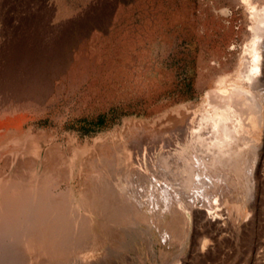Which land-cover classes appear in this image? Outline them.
Returning <instances> with one entry per match:
<instances>
[{"label": "rangeland", "instance_id": "rangeland-1", "mask_svg": "<svg viewBox=\"0 0 264 264\" xmlns=\"http://www.w3.org/2000/svg\"><path fill=\"white\" fill-rule=\"evenodd\" d=\"M253 26L242 0H0V172L12 183L21 174L22 195L32 196V183L46 180L48 190L38 192H46L52 210L84 219L89 213L69 194L89 192L81 170L86 161L116 163L126 145L132 148L125 157L138 153L140 171L147 164L163 184L151 163L170 154L214 186L187 189L182 203L177 187L165 183L162 193L145 187L146 222L100 264H264V29ZM253 65V79L239 80ZM234 83L251 94L261 121L252 129L248 108L239 106L247 133L227 148L241 151L212 164L199 159L189 134L206 110L222 104L215 90ZM103 114L107 120L96 123ZM208 127L205 140L214 136ZM165 195L184 220L180 236L152 220ZM22 219L30 239L43 235L34 219ZM25 250L9 263H22Z\"/></svg>", "mask_w": 264, "mask_h": 264}, {"label": "bare ground", "instance_id": "bare-ground-1", "mask_svg": "<svg viewBox=\"0 0 264 264\" xmlns=\"http://www.w3.org/2000/svg\"><path fill=\"white\" fill-rule=\"evenodd\" d=\"M242 2L246 5L247 9L250 11L254 19L253 28H255V31L258 32L262 30V28L264 29V6L257 7L254 4L253 0H242ZM255 36H258V34H256ZM258 38L260 37H257L256 39ZM251 54L253 56L252 57L253 62L257 60V56H260L257 47L251 52ZM248 68H250V66H248ZM255 68L257 67L253 65L250 70L247 71L246 69L245 70L246 72L241 71L239 80L244 79L245 81H251L253 79L252 70ZM248 93L249 92L244 91L243 86L241 84H237V83H234L230 88L219 87L217 91L215 90L214 93L215 97L214 96L213 97L216 98L217 101L225 100V102L223 103L222 101V104H220V102L217 103L215 110H211V111L206 110V112H204V114L201 116L200 122H198L199 124L197 125L195 124L196 125L195 128L191 129V133L189 132L190 133L189 136L191 138V147L194 150V152L199 155L200 157V158L198 157L199 159L203 161L209 160L210 163L212 164L214 163L226 164L227 161L229 162L231 160L227 157L230 156L232 157V155L234 157L239 154V151H241L240 149L237 150L236 148L235 150V148L234 149L232 148L230 151H228L227 147L231 145L232 140L235 141L236 138H238L242 134L245 135L247 133L246 129L248 125L245 126V124H243L244 122L240 117L241 114H239V112L243 110L242 107L244 108L246 106L249 110L247 111L250 112L249 122H250V127L252 129H256L261 121L260 116L258 115L259 113L257 112L258 106L254 104V102H252V99L250 98L251 94L248 95ZM239 106L242 109L241 111L238 108ZM230 123H234V128L230 127ZM208 124L213 129L212 131H214V136L210 140L209 139L207 140L206 138L207 140L206 141L204 137L207 134V132L206 134L203 135V133L205 132L202 133L203 131L202 129H204L205 126H208ZM125 147H126L125 151H122L121 152L122 154H120V156H117L116 163H112L113 162L112 159L108 157L109 159L107 158L105 160H99V161L97 160V161L89 162L90 160H92L90 159L89 161H86L87 165H83V166L81 165L82 166L81 170L83 171L82 174L83 176H85L84 179L87 182L86 184L87 191L89 192L88 193L86 192L85 195H82L81 192V196H79L77 192L76 195L75 192L72 191V189H69L72 191V193H74L69 195H71L72 201L74 203L86 209L85 211L89 213V217H86L84 219L81 218L78 219L77 217H73L70 215H68V217L65 216L61 217V213L59 214L60 215L59 216L57 214L58 212L56 213V211L52 210L50 200L48 199L49 198L48 195L43 196L46 194V192L42 194V196L40 195V192H38L42 190L41 191L42 193L44 189L48 190L47 185H45L47 182L43 183L46 180L41 181L38 178V181L40 180L41 182L39 181L38 183L37 181V183L35 184L34 182L32 183V185L29 184V186L31 185L32 186L31 188H33L32 191H34L31 192L33 193L32 196L30 195L28 196L27 194L22 195L23 192L22 187L24 186H22V176H20L21 174L18 172L17 175H15L14 173L15 175L13 177L15 178L14 183H12L11 181L10 183L9 179L7 178V175L5 174L6 172L1 171L0 172V264H10L9 262L12 260L13 254L15 255L19 252L21 253V251L27 248L28 249L30 248L31 256L27 254L28 250L27 251L25 250L26 253L24 255L26 256L25 257L22 256V263L20 264H100L102 262L99 261V258L104 254L108 255V253H110L111 250L112 251L123 250L124 248H126L128 240L133 239L135 236V233L134 234L131 233L134 230L132 229V227L140 223L146 222V217L144 216L145 212L142 213L143 210H140L143 206L146 207L148 206L145 200L142 198V194H141V192L145 189V187H149L153 185V188L155 189L157 188L158 191L162 190L161 187L165 183H166L165 186L167 187L169 186L177 187L175 188L174 191L177 190V195L179 194L181 195V196L179 195V197L177 196V199L179 198V202L182 203L183 200L186 201L184 197L186 195L184 194L185 191H187V189H190L191 187H195L197 185H199L200 188L214 186L213 185L214 182L211 179H209L210 177L206 180L204 179L201 180L202 178H200V176L202 173H197V174H194L195 172L193 173V169L195 170V168L192 165L193 169H190L192 167L189 165L190 162L188 164L186 160L187 158H184L186 162L183 161L184 162L183 165L179 163L181 165L179 166V164H174L175 161H172L173 157L171 159L170 154L169 155L165 154V156L160 155L158 156V160L156 159L155 162L151 163V167L152 165H156L155 168L157 169L158 172L157 174L162 176L160 177V180L162 179L165 182L162 184L161 183L162 181H159L158 183V178L157 179L155 178L157 180L156 183L154 180L155 176L151 175L152 176L151 177L149 175V173L150 174L153 173L151 172L152 170L147 167V164L143 163V165L144 164L146 165L147 170L145 171H147L148 173L147 172L142 173V171L140 170L144 169L145 166H141L137 164V161L135 163L134 160H136L139 157L138 153L135 156L133 155L129 158L125 157L124 153L128 152V149L132 148V147L127 148L126 145ZM224 148H227L226 152L224 151L225 150ZM139 151L141 152V150ZM144 158L145 157H143V162L146 160V159L144 160ZM181 158L183 157L181 156ZM93 159L95 160V158ZM181 161L182 160L180 159V162ZM19 164L20 163H18V166ZM42 173L40 172L41 175ZM34 174L35 173L33 172L32 174L33 177H31L33 178V180L37 178L36 175ZM208 180H210L211 182H208ZM156 184L158 186L160 185L159 186L160 189L156 186ZM11 190L14 193L12 199H10ZM157 190H155V192ZM73 195L75 196L73 197ZM163 195L164 194H162V196ZM22 196L25 197L22 198ZM166 196L168 195H165V197H159V199L157 198L158 205L155 206L158 208V210L152 209V211H154V213L152 212L154 214L152 216V220L153 222H155V224L157 223L156 226H160L164 232L171 233L172 236L173 234L180 236L179 234L182 233L181 226L182 223H184L183 222L184 220L181 218L180 210L176 209V206L175 208H173L174 206L173 207L169 206L170 205L169 198L171 197L173 198V196L171 197L168 196L169 198H167ZM158 201L161 203H159ZM146 210L148 211L149 209ZM165 214L166 216L168 215L169 217L168 221L165 220L166 219L165 218L166 216L164 217ZM22 217L27 219H34L33 220L34 224L36 226L40 225L42 227L41 229L43 230L42 233L43 235H39V238L37 237L38 241L36 240V238H34L33 240H32L33 237L31 239L29 238V235L31 234L32 230L31 228H28L29 229L28 231L26 228L27 225L24 227L23 222L25 219H22ZM28 222L26 220V223ZM127 225H130L131 228L129 232L126 233L124 232L123 228ZM44 235L45 237L48 238V239L46 238V241H44L45 239H43ZM20 253L19 255L17 254L16 256L20 257ZM19 257H16V259ZM23 257L26 259H24ZM20 259L21 257L19 258V260Z\"/></svg>", "mask_w": 264, "mask_h": 264}, {"label": "trees", "instance_id": "trees-1", "mask_svg": "<svg viewBox=\"0 0 264 264\" xmlns=\"http://www.w3.org/2000/svg\"><path fill=\"white\" fill-rule=\"evenodd\" d=\"M106 120H107V114L99 115V116L96 118V123H98V124H102V123H104Z\"/></svg>", "mask_w": 264, "mask_h": 264}]
</instances>
